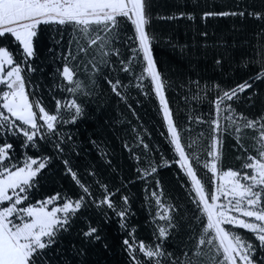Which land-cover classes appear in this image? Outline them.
<instances>
[{
  "label": "snow or ice",
  "instance_id": "1",
  "mask_svg": "<svg viewBox=\"0 0 264 264\" xmlns=\"http://www.w3.org/2000/svg\"><path fill=\"white\" fill-rule=\"evenodd\" d=\"M155 7L0 0V264H264V0L157 15L179 72Z\"/></svg>",
  "mask_w": 264,
  "mask_h": 264
},
{
  "label": "trees",
  "instance_id": "2",
  "mask_svg": "<svg viewBox=\"0 0 264 264\" xmlns=\"http://www.w3.org/2000/svg\"><path fill=\"white\" fill-rule=\"evenodd\" d=\"M234 0H206L208 6L215 5L217 9L229 6ZM156 7L152 12V27L157 33H162L172 40L177 47L172 48L164 43H155V57L162 64H167L170 68L179 71H187L189 69V54L191 53V44L193 39V21L187 19L180 20H160L157 15H172L178 9H191L193 5H199L200 8L205 6V0H155ZM196 28H204V22L197 17L195 21ZM255 24L252 21H245L243 24L238 19L232 17L227 18H209L207 21V30L209 32V42L215 41L219 36L223 35L228 44H232L235 40L237 45V55L242 51L241 43L249 32H252ZM239 29V31H237ZM197 39H200L197 37ZM188 45L186 51H181V45ZM204 61H200L202 68ZM194 75V73H193Z\"/></svg>",
  "mask_w": 264,
  "mask_h": 264
}]
</instances>
